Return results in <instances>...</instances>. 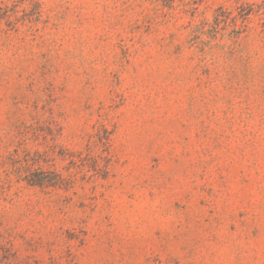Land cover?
Wrapping results in <instances>:
<instances>
[{
	"label": "rangeland",
	"instance_id": "obj_1",
	"mask_svg": "<svg viewBox=\"0 0 264 264\" xmlns=\"http://www.w3.org/2000/svg\"><path fill=\"white\" fill-rule=\"evenodd\" d=\"M0 264H264V0H0Z\"/></svg>",
	"mask_w": 264,
	"mask_h": 264
},
{
	"label": "trees",
	"instance_id": "obj_2",
	"mask_svg": "<svg viewBox=\"0 0 264 264\" xmlns=\"http://www.w3.org/2000/svg\"><path fill=\"white\" fill-rule=\"evenodd\" d=\"M248 14V11H246V12H244L243 14H242V18H245V16ZM242 26V25H241Z\"/></svg>",
	"mask_w": 264,
	"mask_h": 264
}]
</instances>
